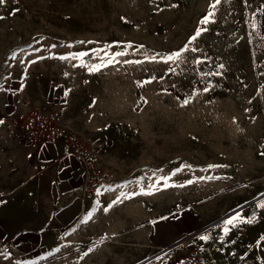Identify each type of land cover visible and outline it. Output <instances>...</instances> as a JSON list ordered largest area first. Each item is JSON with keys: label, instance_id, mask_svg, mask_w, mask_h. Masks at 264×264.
<instances>
[{"label": "rangeland", "instance_id": "374dc122", "mask_svg": "<svg viewBox=\"0 0 264 264\" xmlns=\"http://www.w3.org/2000/svg\"><path fill=\"white\" fill-rule=\"evenodd\" d=\"M211 2L0 4V155L59 85L88 110L75 132L102 144L109 166L105 190L66 241L38 256L0 242V264H203L226 219L239 212L264 224V0H222L189 46L199 51L167 61ZM4 198L7 211L15 199Z\"/></svg>", "mask_w": 264, "mask_h": 264}, {"label": "crops", "instance_id": "0c3cea01", "mask_svg": "<svg viewBox=\"0 0 264 264\" xmlns=\"http://www.w3.org/2000/svg\"><path fill=\"white\" fill-rule=\"evenodd\" d=\"M74 101L63 86L53 85L34 107L50 105L60 122L77 132L83 129L80 122L89 118L83 103ZM8 135L12 139L1 141L0 186H5L2 190L7 194L2 195L0 203V242L8 243L9 248L19 242L27 255L38 256L74 233L91 204L102 195L105 185L93 198H86L83 166L74 157L62 156L61 143L32 147L25 140L23 128L18 134ZM82 138L95 149L91 137ZM95 151L107 182V157ZM6 196L15 199V204L9 205L7 211L4 208ZM261 213L259 208L258 214ZM241 228L234 245L226 244L225 239L222 242L218 236L216 248L205 254L208 257L203 264H264V240L261 239L264 238V224H248Z\"/></svg>", "mask_w": 264, "mask_h": 264}, {"label": "built area", "instance_id": "2783aa9c", "mask_svg": "<svg viewBox=\"0 0 264 264\" xmlns=\"http://www.w3.org/2000/svg\"><path fill=\"white\" fill-rule=\"evenodd\" d=\"M22 128L30 146L59 142L63 157H74L81 162L86 175L83 186L86 198H93L104 187V172L98 166L95 151H103L104 146L99 144L94 149L78 133L61 123L50 105L42 104L34 108L24 119Z\"/></svg>", "mask_w": 264, "mask_h": 264}, {"label": "snow or ice", "instance_id": "6c2138e0", "mask_svg": "<svg viewBox=\"0 0 264 264\" xmlns=\"http://www.w3.org/2000/svg\"><path fill=\"white\" fill-rule=\"evenodd\" d=\"M5 2H6V0H0V4H4ZM221 2H222V0H212V2L210 3V9L211 10L204 17L201 18V20L199 21L200 26H198L196 32L189 38L188 44H186L182 50L177 51V52L169 55L167 57V61L179 59L182 55V52H186L189 50H191L193 52L199 51V49L195 48V47H191V49H189V46L192 45L202 35L203 32L208 31L207 25L209 23L215 22L214 21L215 9L217 8L218 5L221 4ZM243 2L245 4H247V0H243ZM173 7H175V5H173ZM16 11H19V9H16ZM262 11H264V10H262ZM12 14L14 15L15 13H12ZM2 19H5V17L0 16V20H2ZM253 28H255V25H253ZM80 43H84V42L81 41ZM81 55H87V53H84ZM114 55H124V53H116ZM12 58L15 59V53L13 54ZM65 58L66 57H61V59H65ZM72 58L77 59L80 57H72ZM153 59H155V58L153 57ZM35 62L36 61H32V63H35ZM196 62L201 63L202 61L198 58ZM102 63H104V62H102ZM112 63H113V58H109L106 62V64H112ZM106 64H105V66H106ZM80 66H87V65L82 64ZM100 67H101V65L91 66V67H89V71H99ZM223 67L224 66L222 64L218 66V68H220V69H222ZM221 74L222 73H220L219 71L214 72V73H210V75H221ZM208 90L209 89L207 87L204 89V91H208ZM188 102H189L188 100L183 101L184 104H187ZM3 123H4V121L0 120V124H3ZM261 155H264V152H262ZM0 203H2V202H0ZM114 203H116V202L114 201ZM258 207L264 209V203H260L258 205ZM254 220H255V216H252L250 218H242L241 214L239 212H237L236 214H234L233 216H231L230 218H228L224 221V227H223L224 236H227L229 234V232L231 231V228L236 227L238 224H250ZM224 236L220 237L222 242L224 240ZM200 239L206 241L209 239V237L207 235H202L200 237ZM261 239L264 240V238H261ZM232 243H234V241H232ZM0 255H3V253L0 252Z\"/></svg>", "mask_w": 264, "mask_h": 264}]
</instances>
